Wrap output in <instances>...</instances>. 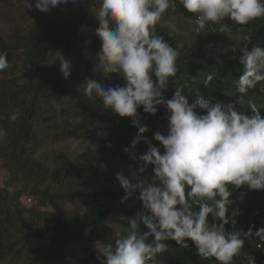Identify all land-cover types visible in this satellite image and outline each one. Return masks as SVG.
Masks as SVG:
<instances>
[{"label": "trees", "instance_id": "obj_1", "mask_svg": "<svg viewBox=\"0 0 264 264\" xmlns=\"http://www.w3.org/2000/svg\"><path fill=\"white\" fill-rule=\"evenodd\" d=\"M29 2L34 4V0ZM174 10L189 17L178 2ZM95 13L94 0H77V7L68 3L48 14L34 6L26 8V0H0V18L7 14L12 25L10 34L0 32V51L8 53L6 59L10 62L9 68L0 72V128L6 132L0 140V167L6 177L0 189V262L67 264L70 246L114 242L126 234V228L120 235L112 230L114 215L133 218L142 210L136 199L138 192L121 203L125 193L115 176L123 173L132 182H151L152 167L140 172L139 157L147 152L149 144L160 147L154 135L145 132L132 148L138 129L130 119L104 110L99 100L89 102L82 94L83 87L74 91L78 79L71 62L67 79L60 71L50 74L45 67L48 57L59 49L64 50L67 60L79 51L83 28L93 21L98 26ZM193 27L191 23L187 35H183L160 22L156 26L157 33L169 44L182 45L177 75L164 90L165 98L170 99L181 87L189 103L195 101L198 91L210 103H236L237 110L250 111L249 106L254 104L264 116V85L249 90L243 100L234 89V80L242 74L240 49L257 43L264 46V18L243 28L233 26L230 35L221 26L212 25L195 36ZM233 46L236 52H232ZM100 47L96 37L94 52ZM210 73L215 74L214 79L205 87L204 78ZM101 80L105 86L124 84L115 74ZM67 97L68 106L57 111L53 103ZM12 113H18L16 121L8 118ZM165 113L163 107L155 115L144 113L142 108L137 110L140 124L147 128H154ZM40 122H46L55 141L94 130L99 148L69 165L51 168L36 157L39 140L35 127ZM122 159L128 161L126 170H120ZM22 198L32 203L26 206ZM229 200L226 231L246 234L251 229L253 233L245 238L241 255L234 258L233 264H247L249 256L255 264H264V244L255 236L264 228V190L241 187L230 191ZM75 201H87L88 205L80 213L71 214L64 205ZM233 211L236 215L232 216ZM165 243L168 250L156 257L155 264H215L214 260L202 259L191 244L184 248L174 241ZM74 260V264H103L95 249Z\"/></svg>", "mask_w": 264, "mask_h": 264}, {"label": "clouds", "instance_id": "obj_2", "mask_svg": "<svg viewBox=\"0 0 264 264\" xmlns=\"http://www.w3.org/2000/svg\"><path fill=\"white\" fill-rule=\"evenodd\" d=\"M177 2L193 21L195 36L212 25L229 27L226 20L243 28L264 18V0H94L95 35L101 45L95 68L102 79L115 74L124 84L105 86L85 78L83 96L89 102L99 100L104 110L120 118L130 119L138 129L132 148L148 131L140 124L138 109L155 115L163 107L167 120L166 134L156 132L153 136L160 147L149 144L139 157L140 172L152 167L151 182H132L123 173L115 176L125 193L121 203L138 192L142 210L133 218H119L127 225L126 234L114 242H96L97 258H102L103 264H155L156 257L168 250L166 241L184 248L191 244L202 259L215 264H233L241 255L245 238L253 235L251 229L246 234L226 231V214L231 190H264V116L254 104L250 111L237 110L236 103H210L198 91L195 101L189 103L181 87L170 99L165 98L164 90L177 75L182 45L169 44L156 26ZM68 3L77 0H34V4L26 0V8L34 6L48 14ZM236 51L233 46L232 52ZM55 53L54 63L67 79L71 63L60 52ZM240 53L242 74L234 80V89L243 100L249 90L264 85V46L257 43ZM7 55L0 51V72L10 66ZM214 75L205 76V87ZM8 118L16 121L18 113ZM5 136L0 128V140ZM255 236L264 244V228ZM247 264H255L254 258L249 256Z\"/></svg>", "mask_w": 264, "mask_h": 264}, {"label": "rangeland", "instance_id": "obj_3", "mask_svg": "<svg viewBox=\"0 0 264 264\" xmlns=\"http://www.w3.org/2000/svg\"><path fill=\"white\" fill-rule=\"evenodd\" d=\"M72 6L77 7V3L72 4ZM160 23L171 27L173 30H179L181 33H183V35H187V29L189 28V25L193 23V21L188 17L184 18L181 14L175 12L174 9H170L164 14L163 18L160 20ZM225 23L229 25V27H221V29L226 31L229 35L232 34L234 27L231 26V22L226 20ZM96 27L97 24L93 21L83 28L79 41V51L74 54L70 60H68L74 65L76 78L78 79V82L73 88L74 91L83 87L85 78L102 82L99 69L95 68L98 63L97 54L100 51L99 49L97 52H94V41L97 37L95 35ZM0 32L4 34H10L12 32V25L11 22H9L7 14L5 16L2 15V18H0ZM57 51L60 52L67 60V56L63 49H59ZM55 57L56 53L54 52L48 57L45 63L46 70L52 75H55L59 71V65L54 63ZM68 98L69 97L63 101H60L59 103H53L54 108L57 111L65 109L68 106ZM166 127L167 120L165 117L163 120L158 122L154 128H148L147 132L151 133V135H154L156 132L166 134ZM35 131L39 140L36 157L38 160L48 164L51 168L54 166L69 165L79 159L83 154L93 153L99 148V143L96 140L97 133H95L94 130H87L75 138H69L63 141L54 140L53 135L55 134L52 131H48L46 122H40L36 124ZM162 152L163 149L161 148V153ZM127 165L128 161L126 159H122L119 162L120 170H126ZM5 179V174L0 167V189L4 187ZM12 192L13 191L10 190V194ZM22 203L28 206L32 202H29V199L22 198ZM87 205V201H75L73 203H66L64 207L70 211L69 213L73 214V212L80 213V211H82L84 207H87ZM120 217L121 215H114V225L112 230L116 233V235L122 234L124 228L127 227L124 222H120ZM125 217L129 218V215ZM93 249H95V244H81L78 246V248H75V246H70L66 253L67 264H74V259L76 257H83ZM0 264H24V262L21 261L20 263H13L4 261L0 262Z\"/></svg>", "mask_w": 264, "mask_h": 264}]
</instances>
